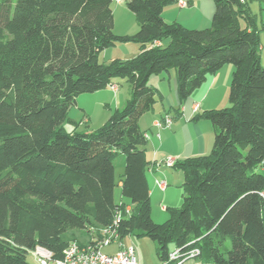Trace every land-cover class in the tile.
I'll use <instances>...</instances> for the list:
<instances>
[{
	"label": "trees",
	"instance_id": "trees-1",
	"mask_svg": "<svg viewBox=\"0 0 264 264\" xmlns=\"http://www.w3.org/2000/svg\"><path fill=\"white\" fill-rule=\"evenodd\" d=\"M177 1L127 0L139 28L119 35L113 0H0V264H33L38 246L61 259L102 229L151 238L167 264H264V60L252 0H214L206 28L166 21L164 8ZM116 42L141 52L102 61ZM226 64L235 68L230 105L194 116L213 124L211 153L173 165L184 174L182 205L156 222L140 125L158 99L149 81L175 69L182 104ZM116 77L131 83L125 105L96 129L67 130L78 96ZM75 228L88 231L86 243Z\"/></svg>",
	"mask_w": 264,
	"mask_h": 264
},
{
	"label": "crops",
	"instance_id": "crops-1",
	"mask_svg": "<svg viewBox=\"0 0 264 264\" xmlns=\"http://www.w3.org/2000/svg\"><path fill=\"white\" fill-rule=\"evenodd\" d=\"M124 1L127 3V0H123L121 2L115 0V7L112 3L115 20L114 29L119 35H131L138 30L139 24L135 14L126 6V3L125 7H121V4H123L122 2ZM117 8H120V13L124 12V17L127 18L126 22L118 21V18H116ZM214 10V0H186L185 5H180L179 1H177L167 5L164 8L163 17L168 22L178 21L187 27H201L189 25H206V23H210ZM136 44L137 45L134 47V52L131 54L133 56H125L122 58L117 55H111L108 56V58H105L104 61H108L113 58L130 59L137 56L141 52V48L137 42ZM113 45L127 46L126 42H116ZM263 45H261V51L264 50ZM109 48L110 46L104 49L102 53ZM233 69V66L229 67V65L226 64L217 71L208 74L205 81L198 88H196L182 104L180 103L178 97L177 72L175 69L163 71L151 77V83L158 89V99L153 108L140 117V125L142 129L146 131L148 139L147 144L145 145V154L147 160L149 161L146 167V176L150 186L152 217L155 221H161V219L156 218L154 214V208L157 204L155 194L160 191L164 192L162 200L158 199L160 203H163L161 205V209L164 212L168 207L174 206L175 204L172 202L173 199L172 197L170 198V196H172V190H169L170 182H168L167 177L169 176L171 179L174 176L179 177V172L181 171L175 167H167L162 162V160L168 155H173L179 160H183L188 157L201 156L208 153L212 143V138L214 142L213 124L207 119L194 118V116L206 109L223 105L221 104L222 102H217V100L221 98L224 99V88L226 87L227 83V78L225 77L227 72H232ZM121 80L124 82V79ZM126 80L129 83L125 84L114 79L113 82L118 85L116 90L106 86L103 89L88 93L90 95L84 97L83 101H80L81 95L78 96L76 106H81L83 108L87 107L86 99H90V102H87V104L90 105L91 101L93 100L92 97L97 95L99 96L98 103L102 104V102L106 101L104 106L109 108V112L106 115L104 114V119L107 121L113 111L118 108H122L125 105L127 99L130 96L131 83L127 78ZM195 103L199 104L200 108L198 111L194 112L193 107ZM177 109H180V111L178 112ZM167 114L173 117L172 125L170 127L164 128H158L155 126L154 122L158 119H162ZM88 116L90 117L89 114ZM85 125L88 127L86 130H93V128L89 126L90 123L88 118L85 121ZM158 133L160 136L157 135ZM156 179L166 180L167 186L164 190L157 186ZM163 219L166 220L167 217L164 215ZM131 236L132 235H128L122 238V241L124 244H133L136 248V241L133 240ZM87 237L89 239V235H87ZM88 239L80 242H87ZM118 249L119 246L117 242H112L110 245L103 247V251L107 253H114ZM136 255L139 262L143 264H156L155 259L148 258L141 252L137 253V250ZM161 263L164 264L163 262ZM187 264L204 263H202V261L199 259H195L194 261L188 262Z\"/></svg>",
	"mask_w": 264,
	"mask_h": 264
},
{
	"label": "rangeland",
	"instance_id": "rangeland-1",
	"mask_svg": "<svg viewBox=\"0 0 264 264\" xmlns=\"http://www.w3.org/2000/svg\"><path fill=\"white\" fill-rule=\"evenodd\" d=\"M122 3L123 4H121V7L122 6L125 7L126 2L124 1ZM113 4L115 7V4H116L115 0H114ZM250 5H251V10L256 15L257 26L260 30L261 45H263L264 44V0H252ZM126 6H127V3H126ZM116 18H118V21H123V22H126V20H127V18L124 17V12L120 13V8H117V10H116ZM125 25H126V23H125ZM189 26H201V27H188V28H206V27L211 26V21H210V23H206V25H202V24L197 25L196 24V25H189ZM185 27H187V26H185ZM114 32L116 33L115 29H114ZM126 45H127L126 47L125 46H116V45L110 46V48L108 50H106L105 52H103L101 54V56H100L101 60L104 61L105 58H108V56H111V55H113V56L117 55V56H120L122 58L125 56L126 57L133 56L131 54H133L134 47L137 45L136 42H126ZM261 54H262V58L264 60V50L261 51ZM227 65H229V67L233 66L232 64H227ZM234 69L232 70V72H229V73L227 72V74H226L225 78H227V83H226V87L224 88V92H225L224 99L221 98V99L217 100V102H219V101L222 102L221 104H223V105H220L219 107H212L211 109L223 108V107L230 105L229 89H230V84H231L232 74H233ZM222 73H224V72H222ZM121 79H124V82ZM115 80H119L125 84L129 83V82H127L125 77H116ZM149 82L150 83L152 82L151 79ZM87 95H90V94H88V93L81 94L80 101H83L84 97H87ZM92 98H93V100L91 101L90 105L87 104V102H90V99H88V100L86 99V106L87 107H85V108H83L81 106L74 105L69 109L67 118L63 123V126L67 130L70 131V130L76 129L78 131H84V130L88 129L87 125H85V121L87 118L89 119V123H90L89 126L93 129H96V128H98L104 124L103 122L106 121V119H104L105 115L109 112V108L107 106H104L106 101L102 102V104H99L98 103L99 96L94 95ZM213 103H214V100H213ZM206 110H209V109H206ZM87 113L90 115V117L88 116ZM213 134H214V132H213ZM212 146H213V138H212V143L210 145V149H209L207 154L211 153ZM115 166H116L115 167L116 168V178L118 180L124 171V156H119L116 158ZM179 174H180L179 177L174 176L172 179L169 176L167 177L168 182H170L169 190H172V192H171L172 196H170V198L172 197V199H173L172 202H173V204H175L172 207H180L182 205V201H183L184 174L182 171H180ZM163 193L164 192L160 191V192H157L155 194L157 204L154 208V212H155L154 214H155L156 218L161 219V221H156V222L165 221V219H163L164 215L167 218L169 217V212L167 210H165V212H164L161 209V205L163 203L162 202L160 203V201H158V199L162 200ZM115 199L117 202H122V201L126 200V198H124L122 196V191H121L120 185H116V187H115ZM71 232L79 239V241H85L86 239H88V237H87L88 231L86 229L75 228V229H71ZM131 237L133 238V240L136 241L137 253L141 252L146 257L151 258V259L152 258L155 259L156 264H162L157 258L156 251H155V242L151 238H149L147 236L137 237L134 235H132ZM81 243H86V242H81ZM28 259L33 264H37V261L33 255L32 251L28 254ZM194 260L195 259H190L189 262L194 261Z\"/></svg>",
	"mask_w": 264,
	"mask_h": 264
},
{
	"label": "built area",
	"instance_id": "built-area-1",
	"mask_svg": "<svg viewBox=\"0 0 264 264\" xmlns=\"http://www.w3.org/2000/svg\"><path fill=\"white\" fill-rule=\"evenodd\" d=\"M116 1L121 2L123 0ZM179 3L180 5H185L186 0H179ZM108 86L114 90L118 88V85L114 82L109 83ZM199 108L200 105L195 103L193 107L194 112L198 111ZM172 123L173 117L169 114L154 122L155 126L158 128L170 127ZM157 135L160 136L159 133ZM177 160L178 158L176 156L168 155L162 160V162L168 167H173ZM156 184L163 190L167 186L165 179H156ZM101 233L100 238L95 237L92 242L84 245H81L78 242L70 243L64 251V257L61 259H54L53 253L42 246H38L32 251V253L37 264H143L139 262L136 255V248L133 244H124L122 239L107 229H102ZM112 242H117L119 249L114 253L103 251V247L110 245ZM176 254V251H172L170 255L175 257Z\"/></svg>",
	"mask_w": 264,
	"mask_h": 264
}]
</instances>
